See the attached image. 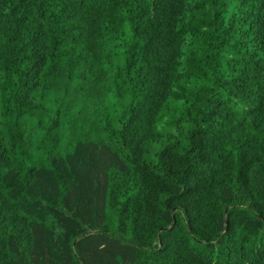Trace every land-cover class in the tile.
Segmentation results:
<instances>
[{"label": "trees", "instance_id": "obj_1", "mask_svg": "<svg viewBox=\"0 0 264 264\" xmlns=\"http://www.w3.org/2000/svg\"><path fill=\"white\" fill-rule=\"evenodd\" d=\"M0 264H264V0H0Z\"/></svg>", "mask_w": 264, "mask_h": 264}]
</instances>
